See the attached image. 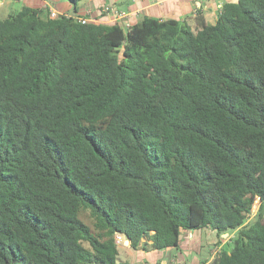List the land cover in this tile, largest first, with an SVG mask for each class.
I'll list each match as a JSON object with an SVG mask.
<instances>
[{
    "label": "trees",
    "instance_id": "16d2710c",
    "mask_svg": "<svg viewBox=\"0 0 264 264\" xmlns=\"http://www.w3.org/2000/svg\"><path fill=\"white\" fill-rule=\"evenodd\" d=\"M204 229L236 233L209 264H264V0L127 33L0 17V264H131L116 235Z\"/></svg>",
    "mask_w": 264,
    "mask_h": 264
},
{
    "label": "crops",
    "instance_id": "0c3cea01",
    "mask_svg": "<svg viewBox=\"0 0 264 264\" xmlns=\"http://www.w3.org/2000/svg\"><path fill=\"white\" fill-rule=\"evenodd\" d=\"M238 0H83L77 7L67 0H0V17L6 18L10 13L14 3L19 4L16 11L24 6L38 10H44L56 15H77L86 18H98L102 23L110 24L108 15H103V8L112 5L118 11H125L131 14L132 24L141 22L145 17L163 20H187L194 26V19L198 13L203 15L210 25L216 24L222 7L227 3H236ZM258 206V205H257ZM235 232L226 234L234 236ZM226 235L222 237L225 238ZM217 233L211 229L198 231H184L181 235L180 248L167 249L163 251L144 250L134 251L131 244L124 238L123 247L125 252L134 258L137 254L138 260L129 261L131 264L141 262L145 264H202L208 261L209 264L216 255L219 248H215L214 242L218 240ZM228 238L224 243L230 240ZM207 241V244L203 242ZM207 254L204 257L205 246ZM215 245V246H214ZM214 251L212 254L211 252ZM122 262V261H120ZM126 262V261H123Z\"/></svg>",
    "mask_w": 264,
    "mask_h": 264
},
{
    "label": "built area",
    "instance_id": "2783aa9c",
    "mask_svg": "<svg viewBox=\"0 0 264 264\" xmlns=\"http://www.w3.org/2000/svg\"><path fill=\"white\" fill-rule=\"evenodd\" d=\"M103 15L110 16L109 22L117 24L125 33L129 32L133 26L131 22V14L129 12L125 11H118L115 9L112 5H107L103 8L102 11ZM67 17L73 18L76 22L81 23L83 25L89 24V23H102L100 19L96 18H86V17H80L77 15H65ZM59 15H56V13H50V18L57 19L59 18ZM258 206L255 205L252 210V214L249 215V219H251L257 212ZM124 236L122 235H116L115 241L118 247H121L124 244Z\"/></svg>",
    "mask_w": 264,
    "mask_h": 264
},
{
    "label": "rangeland",
    "instance_id": "374dc122",
    "mask_svg": "<svg viewBox=\"0 0 264 264\" xmlns=\"http://www.w3.org/2000/svg\"><path fill=\"white\" fill-rule=\"evenodd\" d=\"M19 8V4L18 3H14V5L12 6V9H11V12H14V11H16L17 9ZM234 233V232H233ZM232 234V233H231ZM231 234H230V236H231ZM236 234V233H235ZM235 234H234V236H235ZM230 236H227L226 235V237L225 238H219V237H217L218 238V240L216 241V242H214V244L216 245H214L215 246V248H214V251L216 250V248H219V246H221L222 245V247H221V249L220 250H222V249H230L231 248V246H232V242H233V240H231V239H233L234 238V236H232V238H230ZM228 238H230V240L228 241V242H226V243H224L225 242V240H227ZM203 244H207V241L205 240V242H203ZM207 247H208V245H206L204 248H205V251H204V257L206 256V255H208L207 254ZM214 251H212L211 253L213 254L214 253ZM119 252H120V254H119V261H126V262H129V261H133V260H135V259H137L138 260V256H137V254H136V256L134 257V258H132V255H129L128 253H126L125 252V249H124V247H123V245L121 246V247H119ZM216 254L217 253H219L218 251H216L215 252ZM130 263V262H129ZM136 263H138V262H136ZM139 263H141V262H139ZM132 264H135V263H132Z\"/></svg>",
    "mask_w": 264,
    "mask_h": 264
},
{
    "label": "water",
    "instance_id": "95a60500",
    "mask_svg": "<svg viewBox=\"0 0 264 264\" xmlns=\"http://www.w3.org/2000/svg\"><path fill=\"white\" fill-rule=\"evenodd\" d=\"M226 235V234H225ZM128 242H130V241H128Z\"/></svg>",
    "mask_w": 264,
    "mask_h": 264
}]
</instances>
